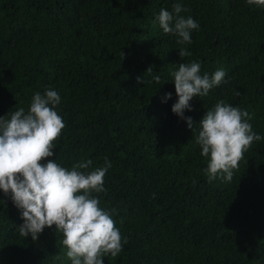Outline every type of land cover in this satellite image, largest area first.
Masks as SVG:
<instances>
[{
    "label": "trees",
    "instance_id": "obj_1",
    "mask_svg": "<svg viewBox=\"0 0 264 264\" xmlns=\"http://www.w3.org/2000/svg\"><path fill=\"white\" fill-rule=\"evenodd\" d=\"M173 2L0 0V115L27 110L32 93L50 87L65 127L44 159L56 155L65 167L91 159L90 168L111 161L106 191L94 195L127 243L104 264H264V139L252 142L231 181L209 182L195 133L171 112L170 76L192 60L201 73L224 68L225 82L194 96L184 115L196 126L222 99L247 110L264 137V8L183 0L181 15L200 27L180 45L154 23ZM180 47L190 55L181 58ZM165 92L172 97L161 103ZM0 198V264H69L62 233L52 226L35 241L22 237L19 210Z\"/></svg>",
    "mask_w": 264,
    "mask_h": 264
},
{
    "label": "clouds",
    "instance_id": "obj_2",
    "mask_svg": "<svg viewBox=\"0 0 264 264\" xmlns=\"http://www.w3.org/2000/svg\"><path fill=\"white\" fill-rule=\"evenodd\" d=\"M249 5L264 8V0H245ZM187 11L183 0H174L171 10L160 8L154 23L165 34L176 37L177 44L192 43V32L200 25ZM179 56L190 55L185 47L178 48ZM123 59V53L121 52ZM147 70H151L150 68ZM225 69L201 73L198 60L179 62L170 72L177 99L171 112L185 120L192 129L195 145L206 158L202 171L209 182L216 178L231 181L234 170L253 141L264 139L254 132L250 113L238 106L217 100L207 108L194 126L190 100L205 97L209 91L225 82ZM138 82L143 77L137 78ZM157 83L159 76H153ZM236 95H239L238 91ZM172 97L165 92L161 103ZM61 96L57 90L45 87L32 93L27 110L23 107L0 115V192L11 199L19 210L22 223L19 234L33 241L45 227L54 226L62 233L61 243L69 264H104L107 255L116 257L127 243L116 226L112 214L100 206L94 193L105 192L104 176L111 161L104 157L103 165L90 168L91 159L65 167L54 159L52 149L65 123L58 114ZM43 161V162H41ZM0 200H3L0 198ZM4 201V200H3Z\"/></svg>",
    "mask_w": 264,
    "mask_h": 264
}]
</instances>
